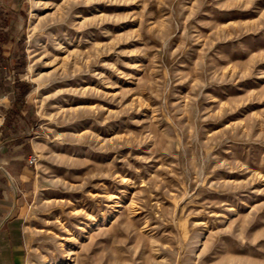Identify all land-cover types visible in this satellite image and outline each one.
<instances>
[{
    "label": "rangeland",
    "instance_id": "374dc122",
    "mask_svg": "<svg viewBox=\"0 0 264 264\" xmlns=\"http://www.w3.org/2000/svg\"><path fill=\"white\" fill-rule=\"evenodd\" d=\"M11 186L27 264H264V0H0Z\"/></svg>",
    "mask_w": 264,
    "mask_h": 264
},
{
    "label": "crops",
    "instance_id": "0c3cea01",
    "mask_svg": "<svg viewBox=\"0 0 264 264\" xmlns=\"http://www.w3.org/2000/svg\"><path fill=\"white\" fill-rule=\"evenodd\" d=\"M24 178L25 176L21 175L17 181L22 183ZM4 209L6 207L0 205V212ZM10 212L11 218L6 216L0 220V264H27L25 224L21 215L22 210L19 211L18 216H13L17 211L15 191L12 186Z\"/></svg>",
    "mask_w": 264,
    "mask_h": 264
},
{
    "label": "built area",
    "instance_id": "2783aa9c",
    "mask_svg": "<svg viewBox=\"0 0 264 264\" xmlns=\"http://www.w3.org/2000/svg\"><path fill=\"white\" fill-rule=\"evenodd\" d=\"M29 162H30L31 165H33V164L35 165L36 162H37V158L36 157H31Z\"/></svg>",
    "mask_w": 264,
    "mask_h": 264
},
{
    "label": "trees",
    "instance_id": "16d2710c",
    "mask_svg": "<svg viewBox=\"0 0 264 264\" xmlns=\"http://www.w3.org/2000/svg\"><path fill=\"white\" fill-rule=\"evenodd\" d=\"M18 87H20V85H18ZM25 92H26V91H25ZM25 92H23L22 95L25 94Z\"/></svg>",
    "mask_w": 264,
    "mask_h": 264
}]
</instances>
